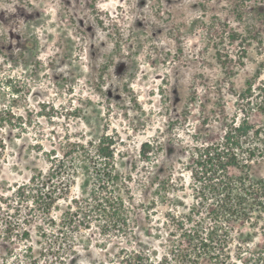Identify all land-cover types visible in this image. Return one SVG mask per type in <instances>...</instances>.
<instances>
[{
  "label": "rangeland",
  "instance_id": "374dc122",
  "mask_svg": "<svg viewBox=\"0 0 264 264\" xmlns=\"http://www.w3.org/2000/svg\"><path fill=\"white\" fill-rule=\"evenodd\" d=\"M0 112L9 120L0 193L62 167L60 200L49 218L31 213L21 227L28 240L0 230V264H125L141 244L147 264H176L175 251L189 243L170 216L196 204L198 151L247 117L264 127V0H0ZM103 139L135 239L104 234L92 212L81 229L59 227L72 202L98 188L88 153ZM74 145L86 152L73 154ZM29 214L22 207L18 218ZM236 229L233 257L240 240L258 241ZM50 247L53 255L44 253Z\"/></svg>",
  "mask_w": 264,
  "mask_h": 264
},
{
  "label": "trees",
  "instance_id": "16d2710c",
  "mask_svg": "<svg viewBox=\"0 0 264 264\" xmlns=\"http://www.w3.org/2000/svg\"><path fill=\"white\" fill-rule=\"evenodd\" d=\"M251 94L252 84L249 83L247 96ZM7 117L8 114L0 112V161L6 152L1 130L9 122ZM73 148V154L86 152V147L82 145H74ZM150 149L149 144L142 147V158H148ZM88 155L97 161L95 171L99 186L87 193L81 202H72L73 207L65 213L59 227L63 231L81 229L88 224L89 213L92 212L104 221V234L117 232L122 237L135 239V233L130 228L133 213L126 205V199L116 189L121 176L115 168L111 142L108 139L101 140L95 147L94 156L91 153ZM82 158L89 161L87 156ZM193 162L197 169L193 173L199 183L196 204L185 217L170 216L173 227L189 243L187 249L175 251L173 258L176 264H202L203 261L210 264H264V245H260V238L264 239V177L257 176L255 171L256 165L264 170V127L251 124L249 117L239 125L234 122L228 125L219 140L201 148L197 153V161ZM58 169L62 167L55 166L46 175L35 172L28 183L17 186L10 196L0 193V230L5 236L13 238L15 232L20 230L21 233L15 237L28 240L27 231L21 230V227L32 222L31 213L37 214L39 218L51 216L62 194L54 181L60 175ZM84 169L87 170L86 167ZM232 170L237 173L233 174ZM168 188L169 182L161 181L158 192H164L163 199L168 196ZM13 204L17 207L14 208ZM150 205L155 210L157 202L153 201ZM25 206L30 214L21 221L18 214ZM50 221L56 225L53 219ZM236 225L240 232L251 229L257 234L258 241H247L253 239V235L240 240L233 257L230 246L237 232ZM137 246L125 254V264H147L150 261V255L142 250L144 244ZM251 246L255 248L250 249ZM53 252L50 247L44 253L53 255ZM164 261L166 263L167 259Z\"/></svg>",
  "mask_w": 264,
  "mask_h": 264
}]
</instances>
